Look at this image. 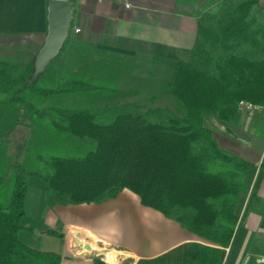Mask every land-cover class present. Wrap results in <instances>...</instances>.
Wrapping results in <instances>:
<instances>
[{"label":"trees","instance_id":"obj_1","mask_svg":"<svg viewBox=\"0 0 264 264\" xmlns=\"http://www.w3.org/2000/svg\"><path fill=\"white\" fill-rule=\"evenodd\" d=\"M208 1L198 15L190 59L176 66L171 86L163 90L179 113L154 112L165 124L127 107L56 104L42 110L47 99L80 98L96 90L55 74L30 81L17 67L0 62V107L39 118V132L52 140L39 152L38 172L19 163V153L10 177L0 169V264L61 263L59 255L19 240L27 178L35 175L45 184L49 207L99 204L129 190L141 205L204 241L191 245L189 260L220 263L237 229L236 208L252 166L220 147L203 127L202 115L231 123L241 103L264 107V10L259 0ZM5 148L0 135V152Z\"/></svg>","mask_w":264,"mask_h":264},{"label":"crops","instance_id":"obj_2","mask_svg":"<svg viewBox=\"0 0 264 264\" xmlns=\"http://www.w3.org/2000/svg\"><path fill=\"white\" fill-rule=\"evenodd\" d=\"M48 1L0 0V62L17 67L25 79L30 80L32 61L47 33ZM66 1L74 7L72 34L44 74L79 79L96 91L80 98L47 99L42 110L62 104L83 109L127 107L133 112L135 105H143L146 114L168 110L177 115V102L163 90L171 86L176 66L190 59L198 15L210 2ZM259 6L264 10V0ZM25 116V111L0 107V135L8 156L15 159L19 153V163L38 172L39 152L52 146V140L39 132V118L32 121ZM202 123L221 148L252 166L236 208L237 229L219 264H264V107L241 103L231 123L213 114H203ZM23 210L19 240L37 251L59 255L60 264H93L95 259L109 264L105 258L109 255L116 264H196L187 253L193 243L205 244L141 205L138 196L126 189L99 204L49 207L44 182L39 175L30 176ZM33 229L38 230L35 236ZM78 232L91 237L92 251L80 254L67 248L65 239ZM36 238L44 241L39 247ZM58 239L61 248L48 244Z\"/></svg>","mask_w":264,"mask_h":264},{"label":"water","instance_id":"obj_3","mask_svg":"<svg viewBox=\"0 0 264 264\" xmlns=\"http://www.w3.org/2000/svg\"><path fill=\"white\" fill-rule=\"evenodd\" d=\"M73 5L66 0H49L47 3V33L44 43L34 60L32 61V71L30 81L44 74L50 62L61 52L73 19ZM35 234L38 232L35 231ZM76 245L82 247L79 236H76ZM86 251H92L93 247L84 246Z\"/></svg>","mask_w":264,"mask_h":264},{"label":"rangeland","instance_id":"obj_4","mask_svg":"<svg viewBox=\"0 0 264 264\" xmlns=\"http://www.w3.org/2000/svg\"><path fill=\"white\" fill-rule=\"evenodd\" d=\"M72 34V28H70L69 30V36ZM68 36V38H69ZM67 38V39H68ZM49 68V66L47 67ZM176 109V108H175ZM147 107L143 106V105H135L134 109H133V114H139V112L141 114H143V116L151 123H156V124H165V121H162V114H156L154 112H149L148 114H146ZM130 111V110H129ZM176 112L179 113L178 108L176 109ZM5 140V139H4ZM12 156H8V154L6 153V148L0 152V169H2L4 171L5 177L8 178L10 177L13 172L11 171L12 168ZM35 231L38 232L37 229H33L32 230V235L35 236L36 234L34 233ZM34 241L38 244L37 246L39 247L40 243H43L44 241H39V238L34 239ZM49 245H51L52 247H58L61 248L62 242L58 239L55 241H49L48 243ZM35 250V249H34ZM110 256V255H109ZM109 256H106V258H109ZM109 260H112V262H109V264H116L115 259L113 257H111ZM106 264V263H105Z\"/></svg>","mask_w":264,"mask_h":264},{"label":"built area","instance_id":"obj_5","mask_svg":"<svg viewBox=\"0 0 264 264\" xmlns=\"http://www.w3.org/2000/svg\"><path fill=\"white\" fill-rule=\"evenodd\" d=\"M79 30H76L75 33H78ZM79 236L80 241L82 242V247H79L76 245V236ZM91 237L87 234H85L84 232H78V234H73L70 233L68 235V237L65 239V245L67 246L68 249L71 250H77L78 253L80 254H86L88 251L85 250L84 246L85 245H90L89 241H90ZM106 258V256H105ZM104 258V259H105Z\"/></svg>","mask_w":264,"mask_h":264}]
</instances>
